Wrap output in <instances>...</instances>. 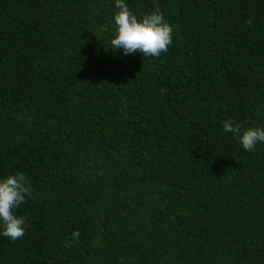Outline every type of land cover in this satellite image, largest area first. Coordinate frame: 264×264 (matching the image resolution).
<instances>
[{
    "label": "trees",
    "instance_id": "16d2710c",
    "mask_svg": "<svg viewBox=\"0 0 264 264\" xmlns=\"http://www.w3.org/2000/svg\"><path fill=\"white\" fill-rule=\"evenodd\" d=\"M125 2L159 58L110 49L115 0H0V178L32 188L0 264H264V142L222 125L264 127V0Z\"/></svg>",
    "mask_w": 264,
    "mask_h": 264
},
{
    "label": "clouds",
    "instance_id": "9594fccd",
    "mask_svg": "<svg viewBox=\"0 0 264 264\" xmlns=\"http://www.w3.org/2000/svg\"><path fill=\"white\" fill-rule=\"evenodd\" d=\"M115 7L118 11L113 17L115 29L110 49H122L125 55L139 52L143 57L156 58L168 51L173 43L174 27L158 6L139 18L125 0H115ZM222 125L226 133L239 137L245 151H254L258 142H264V127H249L242 131L243 126L232 120L223 121ZM31 195L32 188L25 174H8L0 178V228L2 235L13 242L25 235V218L18 216L16 210ZM78 236L79 233L74 231L70 239ZM65 246L69 247L70 244L66 243Z\"/></svg>",
    "mask_w": 264,
    "mask_h": 264
}]
</instances>
